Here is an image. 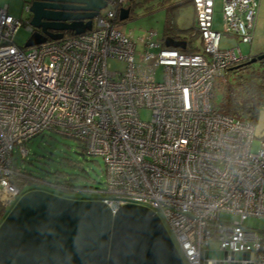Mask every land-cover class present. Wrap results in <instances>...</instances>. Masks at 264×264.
Returning <instances> with one entry per match:
<instances>
[{
  "label": "built area",
  "instance_id": "built-area-1",
  "mask_svg": "<svg viewBox=\"0 0 264 264\" xmlns=\"http://www.w3.org/2000/svg\"><path fill=\"white\" fill-rule=\"evenodd\" d=\"M130 3L107 0L91 30L28 48L13 42L21 21L0 7V205L21 196L13 150L24 158L28 141L55 132L102 158L104 186L88 193L113 214L125 204L151 210L184 264H203L204 251L226 252L210 264H264V236L243 225L264 219V137L253 152L252 123L219 113L214 100L215 79L225 83L224 71L247 58L238 46L222 49L221 35L251 43L259 0H222L221 31L214 0H192L201 44L189 53L165 47L152 30L140 44L124 34L118 13ZM111 59L124 70H111Z\"/></svg>",
  "mask_w": 264,
  "mask_h": 264
},
{
  "label": "water",
  "instance_id": "water-1",
  "mask_svg": "<svg viewBox=\"0 0 264 264\" xmlns=\"http://www.w3.org/2000/svg\"><path fill=\"white\" fill-rule=\"evenodd\" d=\"M107 0H30L33 32L24 48L65 33L91 30L92 19ZM121 8L118 20L129 17ZM163 45L185 49V41L166 36ZM264 60L252 56L237 69ZM231 258H243L231 253ZM226 252L204 251L206 259ZM0 264H184L168 231L151 210L125 204L112 211L100 200H76L33 189L23 193L0 222ZM221 264V263H219Z\"/></svg>",
  "mask_w": 264,
  "mask_h": 264
},
{
  "label": "rangeland",
  "instance_id": "rangeland-1",
  "mask_svg": "<svg viewBox=\"0 0 264 264\" xmlns=\"http://www.w3.org/2000/svg\"><path fill=\"white\" fill-rule=\"evenodd\" d=\"M30 0H0V7L7 6V13L14 19H19L22 26L15 32L13 42L17 47L22 48L30 36V32L26 29V21L30 19L29 12H25ZM222 0H215L213 26L215 30H222V14H221ZM192 3L189 0H131L129 17L121 22V31L128 35L135 43L140 44L147 32L154 31L156 33L155 39L160 43L163 42L165 33L171 31V35H181L180 30L187 31L194 27V11ZM108 7L101 10L102 13L106 12ZM185 31V32H187ZM184 32V33H185ZM183 33V35H184ZM190 49L200 48L199 37L188 38ZM238 46L244 57H251L253 55L264 52V0H259L257 7V14L253 29L252 41L249 44L236 43L233 36L222 34L220 38V47L222 49ZM140 48L138 47L137 50ZM186 51H189L188 48ZM189 53V52H186ZM111 70L122 72L125 68L123 61L115 59L109 60ZM253 67L261 70L262 67L259 61L253 63ZM161 70L156 71V81L161 80ZM225 77V76H224ZM223 78L220 80L218 77L215 79V103L220 105L222 101V94L224 87L227 85ZM220 80V81H219ZM232 81V79L230 80ZM218 86V89H217ZM224 86V87H223ZM139 116L142 120H149L150 113L148 110L139 111ZM254 126V140L251 145L253 152L257 151L260 147V141L264 137V103H262L257 111L255 119L252 121ZM28 150L27 155L22 159L18 149L12 152V162L16 167L25 169L26 171L33 172L42 181L54 184L57 181L53 174L64 173L65 177L76 178L72 184L76 186L91 187L102 189L104 186V162L101 157L97 156H81L76 150L78 143L72 138L61 135L55 132H44L28 141L25 144ZM62 158H67L73 162H78L81 167H70L63 164ZM59 181H62L60 178ZM25 185L20 188L23 193L33 190L42 189L57 196L76 200H98L100 195L95 193H76L64 192L44 184ZM13 206V205H12ZM2 209L1 220L9 212L10 208ZM232 220V217L221 215V219ZM243 225L245 228L256 231L260 236H264V219L248 217ZM170 234V232H169ZM172 237V235L170 234ZM218 244L215 241L209 243V250H216Z\"/></svg>",
  "mask_w": 264,
  "mask_h": 264
},
{
  "label": "trees",
  "instance_id": "trees-1",
  "mask_svg": "<svg viewBox=\"0 0 264 264\" xmlns=\"http://www.w3.org/2000/svg\"><path fill=\"white\" fill-rule=\"evenodd\" d=\"M169 35H171L170 29L167 31V33H165V36ZM189 36L191 35L189 34ZM183 51L195 52L197 50ZM251 57L246 58L240 64L247 62V60ZM259 64L262 67L261 70H257L255 67H253L252 63L249 65H243L237 69L231 68L224 71L227 85L225 87L223 86L224 90L221 92L222 101L220 105L215 103V109L219 113L252 123V121L255 119L259 106L264 103V60L259 61ZM231 79L232 81H230ZM76 150L81 156H88L82 144L78 143ZM62 162L63 164L70 167H81L80 163L73 162L67 158H62ZM15 168L18 170V173L13 175L11 179L13 183L19 188V190L25 185L33 184L36 185L35 187H37V184L41 183L44 184V186H50L51 188L64 192L88 193L97 189L73 185L72 182L76 178H66L64 173L53 174L57 182L51 185L48 182L42 181L31 171H26L25 169H21L16 166ZM60 178L62 181H59ZM2 209L3 207L0 205V218L2 217Z\"/></svg>",
  "mask_w": 264,
  "mask_h": 264
},
{
  "label": "crops",
  "instance_id": "crops-1",
  "mask_svg": "<svg viewBox=\"0 0 264 264\" xmlns=\"http://www.w3.org/2000/svg\"><path fill=\"white\" fill-rule=\"evenodd\" d=\"M191 3H192V0H189ZM214 2H215V0H214ZM193 11H194V9H193ZM194 21H195V12H194ZM185 31H187V29L186 30H180V32H185ZM194 31H195V24H194V27L193 28H191V29H189L187 32H185L184 33V35H183V33H181V35H178V36H174V35H169V37H172V38H174V39H177V40H184L185 42H186V39H187V36H188V38L189 37H191V39L192 38H195V37H197V35H193V33H194ZM156 34V33H155ZM189 34L191 35V36H189ZM155 37H156V35H155ZM166 37V36H165ZM164 37V38H165ZM164 40V39H163ZM200 40V39H199ZM187 42L189 43V41L187 40ZM190 44V43H189ZM200 49V48H199ZM199 49H197V48H193V49H190V46H189V48H188V50L190 51H192V50H199ZM184 50H186V49H184ZM262 53H264V52H262ZM259 54H261V53H259ZM257 55V54H256ZM253 56H255V55H253Z\"/></svg>",
  "mask_w": 264,
  "mask_h": 264
},
{
  "label": "flooded vegetation",
  "instance_id": "flooded-vegetation-1",
  "mask_svg": "<svg viewBox=\"0 0 264 264\" xmlns=\"http://www.w3.org/2000/svg\"><path fill=\"white\" fill-rule=\"evenodd\" d=\"M67 33L64 32V35H66Z\"/></svg>",
  "mask_w": 264,
  "mask_h": 264
},
{
  "label": "bare ground",
  "instance_id": "bare-ground-1",
  "mask_svg": "<svg viewBox=\"0 0 264 264\" xmlns=\"http://www.w3.org/2000/svg\"><path fill=\"white\" fill-rule=\"evenodd\" d=\"M200 44H201V41H200Z\"/></svg>",
  "mask_w": 264,
  "mask_h": 264
}]
</instances>
